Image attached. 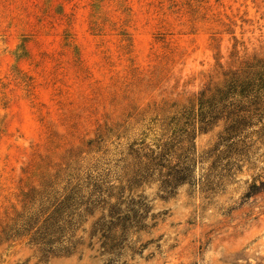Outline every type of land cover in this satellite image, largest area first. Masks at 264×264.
I'll list each match as a JSON object with an SVG mask.
<instances>
[{
    "label": "rangeland",
    "instance_id": "rangeland-1",
    "mask_svg": "<svg viewBox=\"0 0 264 264\" xmlns=\"http://www.w3.org/2000/svg\"><path fill=\"white\" fill-rule=\"evenodd\" d=\"M254 57H264V0H0V225L46 171L115 166L117 136L193 109L203 89L215 94ZM224 126L198 133L197 150ZM250 139L238 154L211 152L221 177L200 189L185 184L163 199L157 182L139 178L134 193L149 212L116 236L115 264H264V188L246 196L264 178V130ZM233 158L239 170L225 165ZM124 165L129 183L134 166ZM84 241L47 261L0 241V264H109L100 242Z\"/></svg>",
    "mask_w": 264,
    "mask_h": 264
},
{
    "label": "trees",
    "instance_id": "trees-1",
    "mask_svg": "<svg viewBox=\"0 0 264 264\" xmlns=\"http://www.w3.org/2000/svg\"><path fill=\"white\" fill-rule=\"evenodd\" d=\"M243 63V67L225 74L215 94L209 95V87L203 89L193 109L183 108L160 123L147 125V131L139 132V137L117 136L116 148L122 152L115 166L93 169L82 165L46 171L38 184L21 189L17 203L0 225V241L29 245L47 261L76 253L87 237L89 244L100 242L101 252L110 255L108 263L115 264L123 249L116 236L138 228V218L149 212L147 198L134 193L139 178L157 182V193L163 199L174 196L185 184L200 189L213 175L221 177L211 174L215 169L208 165L211 152L238 154L236 150L249 149L255 143L251 135L262 137L264 57ZM221 119L225 126L217 140L208 150L199 152L196 135L207 132ZM102 153H107L106 148ZM238 160L233 158L225 165L239 170ZM122 161L127 163L123 167L127 171L134 166L129 183L120 179L123 170L117 168ZM263 188L264 178L252 182L246 196Z\"/></svg>",
    "mask_w": 264,
    "mask_h": 264
}]
</instances>
